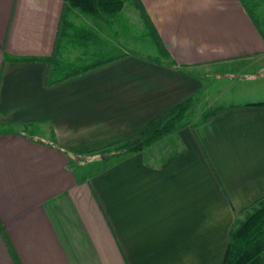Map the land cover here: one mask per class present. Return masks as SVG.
I'll use <instances>...</instances> for the list:
<instances>
[{
    "label": "crops",
    "instance_id": "obj_1",
    "mask_svg": "<svg viewBox=\"0 0 264 264\" xmlns=\"http://www.w3.org/2000/svg\"><path fill=\"white\" fill-rule=\"evenodd\" d=\"M140 1L167 59L111 54L97 29L105 20L76 10L83 23L71 19L56 43L63 0H0V264H221L229 230L264 195L261 6ZM206 74L217 85L190 119ZM191 96L171 134L123 156L85 157ZM248 264H264V251Z\"/></svg>",
    "mask_w": 264,
    "mask_h": 264
},
{
    "label": "trees",
    "instance_id": "obj_2",
    "mask_svg": "<svg viewBox=\"0 0 264 264\" xmlns=\"http://www.w3.org/2000/svg\"><path fill=\"white\" fill-rule=\"evenodd\" d=\"M63 11L59 19L56 43L61 37L70 33L72 26L71 11L76 10L83 16L93 17L99 20L113 17L119 13L125 4H130L138 10L142 20L144 31L155 44L160 55L169 58L168 52L158 37L157 31L147 15L140 0H63ZM124 54L111 56L103 60H96L93 63L82 67H72L60 80H66L79 74L88 72L102 65L109 64ZM157 60L158 58H154ZM48 65V80L55 70L57 62L54 53L51 57L45 58ZM59 81V80H57ZM49 84V83H48ZM194 101V96L189 97L181 103L171 107L161 115L148 122L141 130L132 136L110 143L98 149L89 151L88 154H100L105 159L114 156H123L137 152L144 147L165 135L171 134L183 122L186 111ZM259 104H264L263 102ZM224 110V107H217L207 111L204 119H209ZM243 217L238 219L228 232L227 245L224 251L221 264H248L255 256L264 251V195L254 201L251 205L242 210Z\"/></svg>",
    "mask_w": 264,
    "mask_h": 264
},
{
    "label": "rangeland",
    "instance_id": "obj_3",
    "mask_svg": "<svg viewBox=\"0 0 264 264\" xmlns=\"http://www.w3.org/2000/svg\"><path fill=\"white\" fill-rule=\"evenodd\" d=\"M244 1L248 2V0H244ZM252 1H255L256 4H259L262 8L261 11L264 12V0H252ZM80 15L81 17L92 20L94 19V21H98L96 18L88 17V16L85 17L82 14ZM261 15L257 16V21L259 23L260 28L264 31V14L262 15L263 17H261ZM70 17L72 21L75 23L79 21L77 18H72V16ZM105 22L106 24H108V26L106 25L102 26L98 24L97 29H99L101 32L104 30L105 33H108L109 46H110L109 49L111 51V54L114 55L122 51H127L152 59L154 58H158L157 60L167 59L166 57L159 54L154 42L148 36H146V33L143 30L144 26L142 20L139 17V12L130 4H126L123 7V9L115 16L106 18ZM78 23H83V22L79 21ZM106 46H108V44ZM95 51L98 50L95 49ZM101 52L106 53L107 50L103 49V51ZM231 66L232 65H227L226 67L222 66V68L229 70L231 69ZM204 78L206 81L207 96L206 98L204 95L201 96L200 99L196 102V104L192 106L191 110L187 114V117H189L190 119L199 117L201 109L204 108V101L208 100L209 97L212 96V90L214 89V86L217 85L215 79L212 78L211 74L204 75ZM223 81L225 84L228 83V80L224 79ZM236 85H239V82L236 83ZM233 87H235V85ZM222 100L224 99H221V101ZM85 157H90V160L92 161L94 158H99L102 156L100 154H88Z\"/></svg>",
    "mask_w": 264,
    "mask_h": 264
}]
</instances>
